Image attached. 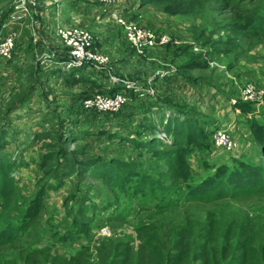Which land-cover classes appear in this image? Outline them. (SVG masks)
I'll return each instance as SVG.
<instances>
[{"label": "rangeland", "instance_id": "1", "mask_svg": "<svg viewBox=\"0 0 264 264\" xmlns=\"http://www.w3.org/2000/svg\"><path fill=\"white\" fill-rule=\"evenodd\" d=\"M141 1L0 0V49L11 42L9 56L0 54V143L18 160L14 197L10 204L0 199V231L22 217L10 210L22 212L45 191L27 228L11 241L0 237V264H60L35 248L49 246L52 232L74 231L73 218L84 221L88 214L99 223L96 237L107 226L113 239L103 246L95 237L92 245L101 248L68 264H264V183L193 198L187 192L194 184L233 164L223 163L220 148L194 149L187 156L192 175L183 181L172 171V156H163L175 150L170 139L162 149L136 145L151 134L139 125L145 110L154 120L159 111L181 114L208 132L228 129L243 161L264 174V146L249 128L264 109V0ZM247 17L255 26L232 33ZM134 27L168 40L140 45ZM67 28L82 32L84 45L65 38ZM80 46L87 55L73 64L71 51ZM248 86L255 88L252 98H245ZM119 92L125 101L115 111L85 104L104 105ZM37 132L46 135L39 140ZM43 156L56 161L40 165ZM80 161L92 168L109 162L114 175L141 170L164 193L123 194L90 173L76 184L74 178L54 184L45 169L69 172L78 165L81 173Z\"/></svg>", "mask_w": 264, "mask_h": 264}, {"label": "trees", "instance_id": "2", "mask_svg": "<svg viewBox=\"0 0 264 264\" xmlns=\"http://www.w3.org/2000/svg\"><path fill=\"white\" fill-rule=\"evenodd\" d=\"M175 0H142L141 3L144 4H154V3H164L171 2ZM243 22H236V25L230 28L231 32L235 35L240 33V31L247 29L249 26H255V21L253 18L247 17L242 18ZM249 25L248 27H246ZM202 65H205L202 63ZM248 103V102H244ZM250 105V104H248ZM148 108V107H147ZM144 111L142 116V121L139 122V125L148 128H152L150 130L151 134L146 135L144 138L138 139L136 142L138 147H145L148 149L153 146L166 145V139H170V143L168 145H174L175 150H170L168 153L165 151L163 156L173 158V172H175L176 176L183 181H188L191 172V164L187 159V156L191 154L194 149L195 150H209L211 152V147L213 144L212 134L218 129L214 128L209 132L205 130V128L200 124L198 125L197 121L194 118H185L181 116V114L170 113L165 116L162 111L157 113L158 117L154 120L151 113L146 114ZM246 111V110H245ZM244 111V112H245ZM148 112V111H147ZM259 119L254 116L249 120V128L250 134L253 135L257 144L261 147L264 146V109L262 108L259 113ZM162 131L164 133V137L160 138L155 135L158 131ZM160 131L158 133H160ZM136 133V132H135ZM46 134L44 132H37L34 136L41 140L45 137ZM129 136L125 137V141L133 145L135 142L132 141ZM2 141V140H1ZM4 144L3 146L0 143V199H2V204H10L14 194H15V185L16 179L12 171L16 169L18 166L17 158L9 155L6 156L4 152ZM162 149V148H161ZM222 150V149H221ZM225 157L223 161L229 162L232 161L233 164L229 166L228 164H223L219 168L213 172L211 176H208L203 182L196 183L192 186V189L187 193L192 195L193 198L196 197H204L205 195L211 193V197L220 198L224 193V189H231L234 191H245L256 187L258 185H262L264 183V174L263 168H260L256 165H252L248 162H244L243 158H241V154L236 152H226L222 150ZM171 152L173 155H171ZM53 157L46 158L42 157L40 161V165L43 163H51L54 161ZM56 161V160H55ZM59 163V161H57ZM82 172L80 173V169L78 165L72 167L71 171L67 172L64 168L59 169L58 167L47 168L48 175H52V181L54 184L55 181L65 179H73V183L76 184V180H81V177L86 173H90L94 176H100V179L110 182L113 187H119V191L123 194H142L149 196L150 193H164L165 188H160L151 178L146 177L141 170H135L134 168H127V170H120L117 175H114L110 170V163L107 162L104 165L97 166V168H92L89 166L90 162L80 161ZM112 163H118L112 161ZM88 164V165H87ZM91 163V165H93ZM125 168V166H124ZM74 169V170H73ZM126 169V168H125ZM141 171V172H140ZM126 174L125 178L123 176ZM51 185V184H49ZM118 189V188H117ZM53 189L46 190V194ZM45 195V191L41 190L37 196H35L28 205H24L22 212H20L19 206L16 209L10 210L8 214L17 216L22 215L21 219L16 222H6L3 230L0 231V237L2 241H11L16 234L21 233L23 225L28 222H32V219L36 217L41 211V202ZM210 199V198H208ZM5 206V205H4ZM10 206V205H8ZM93 213V212H92ZM86 220L80 221L79 218H73L71 221V227L75 228L74 231H69L67 229L65 234H59L57 230L56 233L52 232V242L49 246H41L36 247L38 253L43 254L44 256H48L53 259L55 262H59L60 264H68L73 262H78V260L83 255H88L91 253V250L86 252L89 248L100 249L101 244L104 246L105 242H109L112 240V236H98L93 229L99 226L98 221L95 218L94 214H88L87 217H84ZM17 227L16 230L14 227ZM103 227V226H102ZM96 237L97 240L101 241V244L98 242H93L98 246H93L92 241ZM29 254H33L32 252Z\"/></svg>", "mask_w": 264, "mask_h": 264}, {"label": "built area", "instance_id": "3", "mask_svg": "<svg viewBox=\"0 0 264 264\" xmlns=\"http://www.w3.org/2000/svg\"><path fill=\"white\" fill-rule=\"evenodd\" d=\"M133 40L140 45H154V44H163L168 40V37L165 34L162 33H156L154 31L145 30L141 28H133ZM62 35L64 34L65 38H70L74 41L75 45H84L86 42V36L82 32H78L76 29H62L61 30ZM11 48V42H5L0 49V54L4 57H8L10 53ZM72 54V62L73 64H78L83 62L82 60L86 57V52L82 48V46L77 47L74 51H71ZM255 88L253 86H248L246 90H244L245 98H252L255 95ZM106 103L104 105H100L98 107L96 102L94 100H90L87 103L88 107L90 109H97L99 111H115L117 108H119L125 101L124 94L119 92V94L113 95V98H110L109 100H105ZM213 143L217 148H220L226 152H236L237 151V141L235 137L230 133V131L224 127H220L216 129L213 132ZM100 235L102 236H109L110 232L107 228V226H103L100 229Z\"/></svg>", "mask_w": 264, "mask_h": 264}]
</instances>
